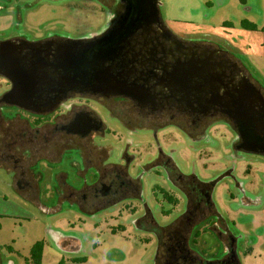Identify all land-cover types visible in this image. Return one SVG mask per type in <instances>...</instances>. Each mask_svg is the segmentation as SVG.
Segmentation results:
<instances>
[{"label":"rangeland","instance_id":"rangeland-1","mask_svg":"<svg viewBox=\"0 0 264 264\" xmlns=\"http://www.w3.org/2000/svg\"><path fill=\"white\" fill-rule=\"evenodd\" d=\"M99 1L13 0L0 9V40L12 35L31 40L101 35L123 5L120 0ZM158 9L162 22L178 37L208 40L233 54L264 95V0H160ZM3 91L0 84V94ZM118 110L135 117L130 106ZM0 112L8 120L14 110L0 106ZM103 120L109 130L95 143L103 146L110 161H119L123 151L134 156L138 197L103 199L89 207L82 197L66 196L84 187L71 171L76 158L72 151H66L55 166V171L67 173L65 186L55 185L51 172L43 170L38 197L18 196L0 173V215H5L0 216V252L7 263L152 264L158 231L177 220L185 208V199L163 167L141 168L161 155L181 175L210 189L215 214L208 209L194 219L202 223H196L187 243L198 260L211 264L223 258L226 248L221 238L226 237L234 239L238 264H264V155L234 150L231 133L220 123L206 135L192 134L197 138L193 140L173 125L133 132L104 110ZM178 222L180 226L183 221ZM32 248L36 258L30 256Z\"/></svg>","mask_w":264,"mask_h":264},{"label":"flooded vegetation","instance_id":"flooded-vegetation-1","mask_svg":"<svg viewBox=\"0 0 264 264\" xmlns=\"http://www.w3.org/2000/svg\"><path fill=\"white\" fill-rule=\"evenodd\" d=\"M0 1L4 3L0 9L4 10L13 0ZM100 36L31 40L12 35L0 40L10 42L0 47V84L4 86L0 106L14 110L8 120L0 112V173L7 177V186L18 196L38 197L42 173L46 171L51 172L55 185L65 186L68 175L55 171V166L60 165L66 151H72L77 159L71 171L84 187L66 196L82 197L89 207L103 199L138 197L139 175L134 173V156L123 151L119 161H110L109 156L103 155V146L95 143L109 130L103 110L133 132H154L173 125L193 138L192 134L206 135L212 125L220 123L231 133L230 145L234 150L264 155V95L233 54L208 40L178 37L159 15L157 22L139 29L121 53L106 64L112 77L132 90L131 98L120 93L117 86L97 87L78 79L75 82L71 80L73 73L65 72L66 58L81 52V45H73L72 41L85 43ZM11 68H36L32 98L35 110L1 102L12 86L5 76ZM121 105L132 107L135 121L120 114ZM41 163L45 165L38 168ZM154 166L165 169L169 182L185 199V208L177 220L158 231V248L152 264H202L187 243L192 229L202 223L194 219L203 217L208 209L212 215L210 189L192 176L181 175L161 155L149 159L141 168L147 171ZM178 220L183 221L180 226ZM35 254L32 248L31 258H36ZM0 264H9L1 252ZM211 264H236V259L228 250Z\"/></svg>","mask_w":264,"mask_h":264},{"label":"water","instance_id":"water-1","mask_svg":"<svg viewBox=\"0 0 264 264\" xmlns=\"http://www.w3.org/2000/svg\"><path fill=\"white\" fill-rule=\"evenodd\" d=\"M123 12L115 24L109 27L98 38H91L85 43L72 41L73 45H81L77 56L66 58L65 72L73 73L72 81L95 84L97 87L117 86L120 93L132 98V90L127 88L125 82L112 77L107 62L116 58L128 40L139 30L157 22L159 9L157 0H120ZM9 41L0 42V47L9 44ZM36 68L21 70L11 68L6 78L11 82V89L5 93L1 102L24 109H36L33 101ZM69 77L67 76V79ZM66 79V80H67ZM250 150H247L248 152Z\"/></svg>","mask_w":264,"mask_h":264},{"label":"trees","instance_id":"trees-1","mask_svg":"<svg viewBox=\"0 0 264 264\" xmlns=\"http://www.w3.org/2000/svg\"><path fill=\"white\" fill-rule=\"evenodd\" d=\"M203 184H206V183H203ZM206 185H208V184H206ZM215 214V211H214V209H213V212H212V215H214ZM222 239V242H223V245L225 246V248H226V251H228V250H230L231 251V253L234 255V248H235V242H234V239H232V238H226V237H222L221 238ZM236 259V258H235ZM236 264H238L237 263V259H236Z\"/></svg>","mask_w":264,"mask_h":264},{"label":"built area","instance_id":"built-area-1","mask_svg":"<svg viewBox=\"0 0 264 264\" xmlns=\"http://www.w3.org/2000/svg\"><path fill=\"white\" fill-rule=\"evenodd\" d=\"M158 4H160V0H158Z\"/></svg>","mask_w":264,"mask_h":264}]
</instances>
